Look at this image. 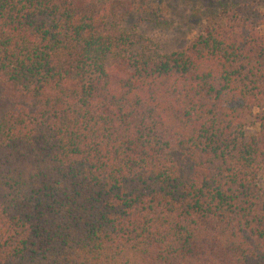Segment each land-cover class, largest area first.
I'll return each mask as SVG.
<instances>
[{"label":"trees","instance_id":"1","mask_svg":"<svg viewBox=\"0 0 264 264\" xmlns=\"http://www.w3.org/2000/svg\"><path fill=\"white\" fill-rule=\"evenodd\" d=\"M217 7L0 0V264H264V8Z\"/></svg>","mask_w":264,"mask_h":264},{"label":"rangeland","instance_id":"2","mask_svg":"<svg viewBox=\"0 0 264 264\" xmlns=\"http://www.w3.org/2000/svg\"><path fill=\"white\" fill-rule=\"evenodd\" d=\"M223 1L153 0L157 15L161 14L164 22L158 26L141 22L137 31L153 39L163 50L179 48L204 27L206 18H218L217 6ZM257 1L259 8L263 9L264 0Z\"/></svg>","mask_w":264,"mask_h":264}]
</instances>
